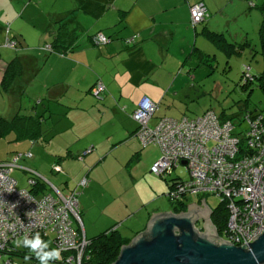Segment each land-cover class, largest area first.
<instances>
[{"label": "crops", "instance_id": "0c3cea01", "mask_svg": "<svg viewBox=\"0 0 264 264\" xmlns=\"http://www.w3.org/2000/svg\"><path fill=\"white\" fill-rule=\"evenodd\" d=\"M15 1L0 0V119L10 121L17 113L42 118L41 131L48 142L39 143L56 160L53 166L62 169L58 189L63 194L88 179L78 201L83 232L91 237L87 240L110 230L96 235L97 227L113 222L111 227L116 229L119 224L139 222L140 230H130L136 235L153 214L162 213L155 207L147 209L159 196L161 182L147 172L159 154L154 147H142L131 115L147 97L158 105L152 117L155 121L187 117L183 97L198 88L192 72L207 65L203 51L195 44L189 49V7L203 3L210 27L214 15L227 23L224 9L236 0H48L50 4L39 0L40 9L27 7L22 19ZM28 24L36 27L33 37H40L32 44L27 43L31 32L23 27ZM99 34L109 42L94 45L92 39ZM197 35L195 28L194 41ZM56 37L60 50L51 52L47 47ZM10 42L14 48L6 46ZM184 56L188 60H181ZM15 60L21 72L3 90L4 71ZM98 83L105 91L96 98L93 90ZM7 160L10 157L3 161ZM142 167L146 170L140 176ZM142 178L152 188L151 196L135 203L127 200L125 195Z\"/></svg>", "mask_w": 264, "mask_h": 264}, {"label": "built area", "instance_id": "2783aa9c", "mask_svg": "<svg viewBox=\"0 0 264 264\" xmlns=\"http://www.w3.org/2000/svg\"><path fill=\"white\" fill-rule=\"evenodd\" d=\"M189 13L193 27L208 17L203 3L192 4ZM93 42L105 45L109 40L99 34L93 37ZM6 46L14 48L15 43ZM252 81V75L243 72L242 84ZM104 91V86L98 83L93 93L97 97ZM157 109V104L144 97L131 117L137 124L135 136L142 147L152 145L160 150V157L150 168L151 173L167 178L180 165L189 171V180L175 178L167 198L176 203L188 196L219 198L228 213L220 237L235 246L252 242L264 231V115L246 116L248 128L235 135L234 124L221 121L212 111L194 119L163 118L150 127L149 122ZM241 140L245 142L242 151ZM89 152L90 149L83 154ZM25 157L14 153L8 162L0 163V256H8L19 249L20 246L14 245L16 240L38 235L47 245L44 251L53 249L63 254L59 264H81L89 242L81 228L78 188H85L88 180L81 179L78 187L67 195L50 184L51 193L36 196L28 189H18L12 177L13 171L19 169L48 183L41 175L19 165ZM53 171L61 173V168L54 165ZM27 183L30 189L36 185L33 178ZM4 264L16 262L8 258Z\"/></svg>", "mask_w": 264, "mask_h": 264}, {"label": "rangeland", "instance_id": "374dc122", "mask_svg": "<svg viewBox=\"0 0 264 264\" xmlns=\"http://www.w3.org/2000/svg\"><path fill=\"white\" fill-rule=\"evenodd\" d=\"M42 1L48 4L51 3L48 0ZM262 1L263 0H236L233 5H230L228 3L226 7L227 9H224V12H226V17L228 18L227 23L225 22L224 18L221 17V15L220 17L214 15L212 18L215 19L210 23V27L207 24L208 20L206 21V23L197 25V41H194L193 37L195 28H193L191 24L187 26V29L190 31L188 34L190 39L187 36L188 43L190 44L189 49L192 45L195 44L196 47H198L201 51L205 53V57L207 58L206 67H197L192 72L193 74H196L198 78L196 82L198 88L194 90L193 93H190L188 97H183V102H185L186 106L184 112L187 117L197 118L202 116L205 112L209 110L213 111L217 116L224 114L226 117L232 118V123L235 126L233 132L238 134L248 128L247 123L241 122V119L246 112L264 113V95L258 88L256 81L254 80L252 84L247 87L244 86L241 82L243 72L248 71L250 75L255 77L262 72L263 65L258 37V29L261 22V15L257 10V6L260 5ZM13 4L15 10L19 13L21 19L22 13L24 10H26L27 7L28 9H30L29 11L33 9H40L39 0H22L20 3L19 0H16ZM30 26L31 24H28V26H23L25 32H31V34L28 33V44H32L33 41H38L37 39L40 40V37H33L32 35V32L36 27L30 28ZM204 27L207 30L209 28V31L211 32L214 31L218 35H222L224 41L230 46H232L234 49L232 48L230 50V48L228 49V47H226V51H224L223 49L217 48L215 45L212 46L210 42L201 34L202 29ZM181 42H183V39H181ZM44 49L46 50V46H43V50ZM186 57H182L181 60H188V58L186 59ZM211 68L213 70H211ZM98 97L99 96H97L96 98ZM35 101L36 98L33 99L31 107L34 106ZM52 109L55 108L52 107ZM61 109L62 108H60V110ZM157 123L158 120L155 121L154 119H151L149 122V126L154 127ZM239 123L240 125H238ZM12 139L13 137L9 136L8 138L0 141V161L11 157L13 155L12 152H20L21 154L26 155L27 157L24 158L25 160L20 161L19 165L27 169H31L38 175H42L43 177H45L46 181H48V183L46 182L47 184L45 183V189L41 193L36 194V196H39L46 192L51 193L52 189L50 188V184L54 185L56 188H60L58 178L61 176L60 174H51V168L53 164H55L54 162H56V160L51 157L52 155L49 152L47 146L45 144H42V142L39 143V141L35 142L33 146V143H31V141L14 142L12 141ZM150 147L156 148L157 153L160 157V150L152 145L147 146V148ZM39 151L41 153H39ZM145 170L146 169L142 167L140 176L143 175V172ZM147 172H150V169H147ZM91 174L92 176L94 175L93 172ZM148 176L154 177L157 179V181L161 182V185L158 186L159 189L157 188V190L159 191L161 189L162 193H158L159 196L153 201L154 203H152L151 206H148L147 209L149 210L152 207H155L161 210V212L172 211L173 206L166 196L169 191V185L167 186L165 181H167V183L169 184L170 180L175 178L189 180V171L186 169V167L180 165L172 171V174L167 177V180H163L151 172L148 174ZM148 176L146 177L147 180H149ZM12 177L17 181L18 189L29 190V186L27 183L28 175H26L19 169H15L12 173ZM96 177H99V175H96ZM37 180L41 184L44 183V181L40 180L39 178H37ZM147 183L148 181H146V179L143 180L142 178L137 187L131 189V193H127L125 195V198L127 200L133 199L132 202L135 203V200L138 201L145 197L151 196L152 188L146 187ZM87 185H89V181ZM85 188L80 187V193L82 189L84 190ZM82 194L79 196L78 201L83 198ZM199 198L204 199L206 201V204L210 210H215L220 205V199L213 195H200L198 197L188 196L186 198V201L189 203L196 204L200 200ZM107 199L108 201H111V199ZM80 221L81 228L84 231L82 222L83 220L81 219ZM105 222L107 223L108 221L106 220ZM138 223L139 222L130 221L124 224L123 226L119 224V226L117 227L118 232L123 238L132 239L135 235L131 234L130 230H140L142 228L137 227L139 226ZM107 224H109L108 227H105V225L97 227L94 231L95 234H98V232H101L103 230L114 228V226L111 227L114 222ZM197 226L200 228L202 224L198 223ZM84 236L85 239L91 238L90 233H86L84 234ZM16 241L14 242L15 246ZM24 249V246L21 245L18 251H24ZM8 258L13 259L17 264H38L37 261L25 260L23 258L18 257V255L7 256L4 254L0 256V264H4V262ZM60 260L61 255L59 253V258L54 261H51L50 264H58L57 262H59Z\"/></svg>", "mask_w": 264, "mask_h": 264}, {"label": "water", "instance_id": "95a60500", "mask_svg": "<svg viewBox=\"0 0 264 264\" xmlns=\"http://www.w3.org/2000/svg\"><path fill=\"white\" fill-rule=\"evenodd\" d=\"M211 213L202 199L179 213L153 214L112 264H264V231L235 246L220 237Z\"/></svg>", "mask_w": 264, "mask_h": 264}, {"label": "trees", "instance_id": "16d2710c", "mask_svg": "<svg viewBox=\"0 0 264 264\" xmlns=\"http://www.w3.org/2000/svg\"><path fill=\"white\" fill-rule=\"evenodd\" d=\"M257 10L259 11V13L261 15V22H260V26L258 29V37H259V43H260V52H261L263 68H262V72L258 76H256V77L252 76V77H253V81L254 80L256 81L258 88L261 90V92L264 95V0L262 1V3L260 5L257 6ZM206 19H205V21H206ZM202 23H200V24H202ZM200 24H198V25H200ZM196 26H194L193 28H196ZM202 35L211 44L215 45L217 48L223 49L224 51H226V47H228V49L230 48V50L233 48L232 46H230L229 44H227L224 41V39L222 38V35H218L215 32H211V31L207 30L206 28H204L202 30ZM59 42H60V38L56 37L54 39L53 44L49 47L50 50L49 49L48 50L51 52H55V51L60 50V48L58 46ZM92 43L95 45V43L93 42V39H92ZM20 72H21V65L19 64V62L17 60L10 62L4 71V75H3V79H2V83H1L2 89L6 90L10 86V84L12 83L14 78L20 74ZM250 84H252V83H250ZM250 84H246L244 86L247 87ZM243 88H245V87H243ZM260 114L264 115V113H262V112H246L243 115L241 122H243V123L245 122L244 118L246 116H253V115H260ZM218 117L221 121H231L232 122V118L226 117L224 114H221ZM41 121H42L41 117H36L34 115L33 116L24 115V114H19V113H17L10 121H6V120L1 118L0 119V141L9 137V134H11V133H13V135H14V136H11V137H13L12 141H14V142H20V141L37 142L39 140L43 141L44 135L42 134V131H41ZM238 125H240V123ZM240 133L236 134L233 132V134H235V135H240ZM44 141L48 142L46 140H44ZM244 145H245V142L243 140H241L240 141V151H242V146H244ZM79 157H80V155L77 158H79ZM8 161L9 160H7V161L2 160V161H0V163H4V162H8ZM51 170L54 174H58V173H55L53 171V167L51 168ZM22 172L25 173L26 175H28L27 180H29L30 178H33L36 181V185L34 188L30 189L31 187H29V191L32 194L36 195L37 192L40 191V193H41L45 189V187H46L45 183L41 184L40 182H38V180H37L38 177H35V176L31 177V175H29V173L26 171H22ZM161 179L167 180V178H161ZM174 181H175V179L170 180V183L168 184L169 189H171V187H172L171 184ZM186 198L187 197H185L179 203L172 202L168 199L173 206L172 211L175 213L185 211L186 206H187ZM211 211H212L211 218H210L211 222L216 227L218 234L220 236H222L223 231L226 227L227 220H228V213L226 210V205H225V203L220 202L219 207L217 209L211 210ZM129 241H130V239L123 238L121 236V234L117 231L116 227L112 228V229L106 231L105 233H102V234L98 235L97 237H95L91 240H88L89 245L86 247V249L83 253V256L81 259V264H112L116 261L121 247L124 245H127L129 243ZM24 248H25L24 251H18V249L13 250L12 253L8 256L18 255V257L23 258V259H25L26 256H30V259H28V260H33V261L38 262V260L36 259V255L31 253L29 251L28 247H24ZM51 250H53V249H51ZM60 255L62 257L63 254H60ZM11 260H13V259H11ZM57 263L59 264L60 261Z\"/></svg>", "mask_w": 264, "mask_h": 264}, {"label": "clouds", "instance_id": "9594fccd", "mask_svg": "<svg viewBox=\"0 0 264 264\" xmlns=\"http://www.w3.org/2000/svg\"><path fill=\"white\" fill-rule=\"evenodd\" d=\"M16 245L18 247L21 245H23L24 247H28L31 253H35L38 264H50L51 261L59 258L58 250L44 251V249L47 248V245H45L40 240L38 235L33 237L32 239H28L27 237H25L17 240ZM28 259H30V256L25 257V260Z\"/></svg>", "mask_w": 264, "mask_h": 264}, {"label": "flooded vegetation", "instance_id": "af4514ba", "mask_svg": "<svg viewBox=\"0 0 264 264\" xmlns=\"http://www.w3.org/2000/svg\"><path fill=\"white\" fill-rule=\"evenodd\" d=\"M187 207V206H186ZM186 210V209H185Z\"/></svg>", "mask_w": 264, "mask_h": 264}]
</instances>
